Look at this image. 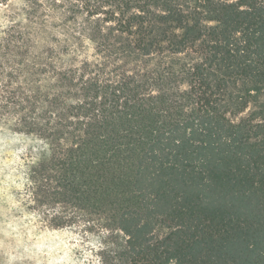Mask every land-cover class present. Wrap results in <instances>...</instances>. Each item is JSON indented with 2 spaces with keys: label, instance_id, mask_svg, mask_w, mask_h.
Here are the masks:
<instances>
[{
  "label": "trees",
  "instance_id": "obj_1",
  "mask_svg": "<svg viewBox=\"0 0 264 264\" xmlns=\"http://www.w3.org/2000/svg\"><path fill=\"white\" fill-rule=\"evenodd\" d=\"M24 1L0 126L38 142V218L116 229L121 264H264V0Z\"/></svg>",
  "mask_w": 264,
  "mask_h": 264
},
{
  "label": "rangeland",
  "instance_id": "obj_2",
  "mask_svg": "<svg viewBox=\"0 0 264 264\" xmlns=\"http://www.w3.org/2000/svg\"><path fill=\"white\" fill-rule=\"evenodd\" d=\"M44 7L45 3L39 9L40 23L48 15ZM25 8L24 0L0 4V39L9 26L25 22ZM48 31L50 39L62 38L56 29ZM35 44V51L48 46L40 41ZM50 46L54 47L55 41ZM37 148L33 138L0 126V264H121L125 237L116 229L90 232L81 225L53 230L30 209L26 172Z\"/></svg>",
  "mask_w": 264,
  "mask_h": 264
}]
</instances>
